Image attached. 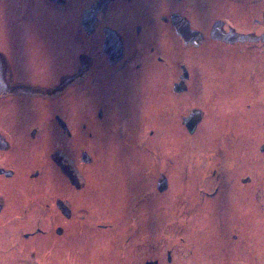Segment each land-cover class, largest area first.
<instances>
[{
  "label": "flooded vegetation",
  "instance_id": "af4514ba",
  "mask_svg": "<svg viewBox=\"0 0 264 264\" xmlns=\"http://www.w3.org/2000/svg\"><path fill=\"white\" fill-rule=\"evenodd\" d=\"M14 1L15 6L11 0H0V264H10L13 254L18 264H24L25 241L46 235L52 236L51 244L57 237H67L68 264H264V223L259 221V230H253L255 212L228 208L229 202L245 205L251 199L264 208V177L258 174L257 181L249 176L226 198L222 196L229 192L222 190L221 176L213 191L207 189L208 182L200 183L201 203L214 200L223 205L213 214L214 220H221L215 242L221 231L226 237V246L220 248L216 244L199 248L185 239L187 196L175 201L179 207L175 212L162 207L133 215L141 204L163 202L155 197L154 188L160 194L170 189L168 175L180 171L183 149L168 154L156 182L151 180L134 198L132 217L123 231L119 218L113 223L103 220L92 229L83 203L94 160L89 141L107 134L124 137L123 125L131 123L135 109L155 108L156 102L154 113L162 126L170 125L174 131L180 125L181 132L193 135L199 130L207 136L216 120L221 125L226 120L229 126L238 111L219 103L220 87L228 93L237 89L238 95L246 81L245 107L253 110L252 117L262 114L264 0L256 1V18L239 21L202 19L203 10L207 16L212 12L203 0H82L81 6L76 0ZM249 1L254 0H246L247 5ZM42 4L58 13L82 11L80 28L72 36H49L47 48L61 51L52 55L53 62L41 47L25 44L21 35V21L30 22V13H37ZM9 8L21 14V21H11L15 17L8 14ZM93 8L96 14L86 26L85 13ZM216 34L227 38L216 39ZM74 48L76 52H69ZM225 53L230 62L219 65ZM220 68L232 76L230 83L229 78L222 79L225 74L217 76ZM188 100L196 101L194 106L186 107ZM45 108L51 111L42 116ZM91 109L97 124L90 118ZM260 120L258 116L255 122L264 123V117ZM155 134L150 129L148 136L142 133L139 146ZM260 150L264 152V145ZM233 170L226 168L227 173ZM235 217L237 229L229 228ZM89 226L101 237L114 230L110 244L92 251L89 242L95 234L89 237Z\"/></svg>",
  "mask_w": 264,
  "mask_h": 264
},
{
  "label": "rangeland",
  "instance_id": "374dc122",
  "mask_svg": "<svg viewBox=\"0 0 264 264\" xmlns=\"http://www.w3.org/2000/svg\"><path fill=\"white\" fill-rule=\"evenodd\" d=\"M76 1L79 2L80 6L83 3L82 0ZM256 1H249L250 3L247 5L246 0H203V4L211 6L212 12L210 16H207L208 13L203 10L202 19L230 18L236 21L252 20L257 17ZM11 2L15 6V1L11 0ZM18 3L17 5H19ZM39 8L36 9L37 13H34L35 11L30 13V22L24 19L22 22L19 17L21 14L18 15L15 11L12 12L13 8L8 9V14L15 17V20L11 21H21L23 28L21 35L22 38L25 37V44H30L32 48L41 47L42 54L48 53L49 60L53 62L52 55H59L61 51L57 48L54 52H51L47 48L49 36H58V33L59 36L61 33L66 37L72 36L73 31L76 32L80 28L82 11L73 9L69 12L58 13L44 6V4H42L41 9ZM51 24L53 25L51 26ZM66 24L69 26L67 27ZM42 43L46 44V48H43ZM76 51L75 48L72 51L69 50V52ZM229 62L230 58H227L225 53V58H219L218 64L226 65ZM219 74H225L222 79L226 80L229 78V83L233 79L232 76L227 77L221 68L220 71L218 69L217 76ZM222 84L225 83H220V85ZM241 84L242 88L238 95L237 89L228 93L225 86L220 87L219 103L226 104V106L229 103V109L238 111L237 113L234 112L235 115L229 121V126L226 120L222 122L224 125H221L220 121L216 120L217 124L213 126L212 133L207 136H204L203 132L201 133L199 130L193 135L188 134L187 131L181 132L182 126L180 125H175L174 131L170 129V125L162 126L161 122L155 117L154 111L157 108L156 102H154L152 107L155 108L144 106L142 109H135V118L133 117L130 124L123 125L125 127V132L122 131L124 137L107 134L100 135L99 139L90 140L89 148L94 160L88 168V197L83 199V203L89 210L88 222L93 225L91 228H98L97 226L103 220L106 223H113L117 218L123 221L121 231L127 228V224L132 217L130 212H132V201L134 198L150 186L149 182L151 180L156 182L160 176L158 171L160 168L164 169V164L167 163L166 156L172 154L173 151L180 152V149H183L184 155L182 154L179 160V163L183 164L179 168L180 171L172 172L168 175L171 182L170 189L160 194L154 188L156 191L155 197L163 198V202L155 203L154 201L153 205L141 204L133 215L139 217L142 214L150 213L152 210L158 212L162 207L165 209L170 208L171 212H175L178 207L175 201L187 196L186 199L189 203L185 207V214H187L185 239L192 244L198 245L199 248H205V246L212 244H216L219 248L226 246V237L222 236L224 234L222 231L219 232L221 235L220 239L215 242V230L221 220L218 217L214 220L213 216V214L217 213L216 210H219V213L222 211L223 205L215 204L214 200H205L201 203L199 185L202 182H208L207 189L213 191L216 182L221 176L219 181H224L222 190L229 192V195L225 193L222 196L226 198L228 196L232 197L236 188L240 187L239 183L241 181L245 182L249 176L252 175L253 181L258 180L257 174L264 177V168H261L264 165V152L260 150L261 146L264 145V123L255 122L258 121V116L261 117L260 121H262L264 108L260 109L261 115L253 114L252 117L253 110H248L245 107V103L248 101V93L245 88L243 89V84H247V82L243 81ZM203 89L209 91L207 85ZM210 97L211 101H213L212 94ZM190 100H194L193 97ZM188 102L189 100L186 102V107L194 106L196 101ZM50 111L51 109L49 110L48 108L43 109L42 116L49 115ZM92 112L94 111L91 109L90 118L97 124L98 119ZM228 128L229 134H227ZM149 129L156 132L155 136L149 140L147 139L144 147L142 145L139 146L141 141H143L140 140L141 134L148 136ZM174 158H170L169 162ZM171 165L173 167L174 164ZM209 166L212 168L210 169ZM231 166L234 170L227 173L226 168ZM249 169L258 172H249ZM214 171H216L215 175H213ZM57 182L62 183V180L57 178ZM242 185L244 188V184ZM43 190L42 188L41 193L44 192ZM165 199H168L167 202H165ZM111 206L112 208L109 209ZM235 207L240 209L244 207L250 214L255 212L257 225H254L255 229H252L259 230V221L264 223V208L261 203H255L254 199L249 200V203L247 202L245 205L229 202V210ZM236 219L235 217L229 221L231 225L229 228L234 227L237 229L238 220ZM113 231H106V236L101 237L96 235V232L91 230L89 226V237L91 238L95 234V237L90 239L89 248L92 251H96L98 245H109V240L113 239ZM66 239V236L57 237V243L55 244H51V235L26 240L24 264H68L69 248ZM250 240L252 241L253 239ZM33 251L34 253H32ZM10 264H18L16 255L10 256Z\"/></svg>",
  "mask_w": 264,
  "mask_h": 264
},
{
  "label": "water",
  "instance_id": "95a60500",
  "mask_svg": "<svg viewBox=\"0 0 264 264\" xmlns=\"http://www.w3.org/2000/svg\"><path fill=\"white\" fill-rule=\"evenodd\" d=\"M95 9H96V8H93V9H91L90 11H88V12L85 13L84 24H85L86 26L90 25L91 22L93 21V16L96 14ZM213 36H214V34H213ZM214 37H215V36H214ZM225 38H227V35H218V34H216V39L223 40V39H225ZM194 127H195V126H193V127L190 129V131H193Z\"/></svg>",
  "mask_w": 264,
  "mask_h": 264
}]
</instances>
